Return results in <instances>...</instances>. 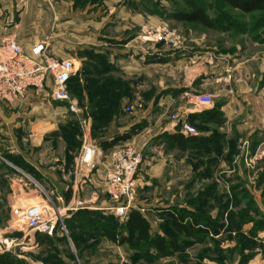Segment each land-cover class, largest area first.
I'll return each mask as SVG.
<instances>
[{
    "label": "rangeland",
    "instance_id": "374dc122",
    "mask_svg": "<svg viewBox=\"0 0 264 264\" xmlns=\"http://www.w3.org/2000/svg\"><path fill=\"white\" fill-rule=\"evenodd\" d=\"M72 1L78 12L60 10L76 19L69 18L63 29L59 23L65 12L56 9L51 26L54 33L72 38L69 45L81 61H74L68 85L77 113L65 109L56 118L31 106L20 113L10 107L2 110L0 238L28 236L34 241H20L24 244L11 252H0V264H80L82 257L84 264H264V11L243 14L222 0ZM189 2L203 7L217 29L172 19L176 12L189 11ZM89 17L94 24L86 23ZM123 22L127 30L118 25ZM162 28L175 33L178 41H143L146 31ZM91 34L94 44L87 39ZM112 46L136 54V66L143 49L154 53L167 48L181 50L195 65L210 52L223 69L205 87L206 78L200 77L191 92L173 89L179 75L170 71L172 66L162 75L153 68L140 73L135 66L128 73L117 62L115 68L109 66ZM183 93L189 94L191 106L203 111L189 113L186 104L175 101ZM201 94L210 95L211 103L200 104ZM185 124L197 135H184ZM133 130L139 133L103 151L92 171L78 166L85 146L101 148V141ZM177 136L185 138L182 146ZM116 147L133 148L142 161L135 179L145 227L136 234L127 220L107 209L112 206L106 193L110 154ZM32 205H42L45 216L57 214L52 248L37 243L39 234L24 225L9 232L18 222L15 212ZM82 206L115 220L108 228L66 222ZM165 211L191 226L189 231L180 230ZM213 228H220L218 236L210 233ZM113 237H131L140 247L120 245ZM156 238L191 245L161 256L152 245Z\"/></svg>",
    "mask_w": 264,
    "mask_h": 264
},
{
    "label": "built area",
    "instance_id": "2783aa9c",
    "mask_svg": "<svg viewBox=\"0 0 264 264\" xmlns=\"http://www.w3.org/2000/svg\"><path fill=\"white\" fill-rule=\"evenodd\" d=\"M142 39L148 43L178 41L175 33L163 28L154 33L146 31ZM75 70L76 64L73 59L63 60L52 57L46 42H40L30 50H26L15 39L6 38L0 44V102L18 103L27 96L28 92L33 91L35 95L63 104L69 111L77 113V104L71 100L68 92V84ZM199 103L210 104L211 96L201 94ZM182 133L197 135L196 129L189 124L183 126ZM100 152L96 145L85 146L78 157V166L92 171ZM110 157L111 167L107 176L106 193L112 206L107 209L120 220H127L132 210L142 211L143 209L137 199L135 179L142 161L131 147H116ZM84 208L97 209L82 206L77 210ZM15 216L18 222L11 226L10 233L19 231L20 225L48 236H53L56 231L57 214L55 213L52 217L45 216L42 205H32L21 212L16 211ZM60 225L65 230L63 221H60ZM25 239V237L22 240L10 237L0 238V252H11L21 244L20 241Z\"/></svg>",
    "mask_w": 264,
    "mask_h": 264
},
{
    "label": "crops",
    "instance_id": "0c3cea01",
    "mask_svg": "<svg viewBox=\"0 0 264 264\" xmlns=\"http://www.w3.org/2000/svg\"><path fill=\"white\" fill-rule=\"evenodd\" d=\"M66 7L70 8V12L72 13V15L75 14V12L79 11L78 8L76 9V7L74 6V2L72 0H60L58 2L54 0H0V44L6 38H13L19 44L23 45L26 50H30L38 43L46 42L49 45V53L52 57L63 60L73 59L74 61H76V58H78L79 60V57L76 55V53L73 52V46L69 45L71 44V37L67 34L59 32L57 34L54 33L56 29L51 26V23L54 20L53 14H57V12L55 11L56 9L58 11V14L65 12L63 17L64 21L59 23V27L62 26L63 29H66V25L71 22L68 21V19H76V17H72V15H69L68 11L64 10V12H62L60 10H63V8ZM89 18L90 20H88L86 23L92 25L91 23H93L94 21L92 20V17ZM141 23L143 22L141 21ZM118 25H121V28H123L124 30L128 29L127 23L125 22ZM93 37V34H91L89 38L87 37V39L91 38L93 40V42H90V44L95 43ZM114 43L115 41L113 40L112 44ZM128 45H130V42L125 45V47H128ZM114 47L112 49H108L112 52H110L112 60L110 59V61L108 62L109 66L115 68L117 66V62L119 63L118 65L121 66L123 70L125 69V71L128 73H131V71L133 70L132 66H135V68H137L140 73L145 72L147 69L153 68L161 75L164 68L172 66L170 71L173 74L176 73V75H179V81L170 86L173 89L186 88L191 92L196 87V79H199L200 77L206 78L202 79V86L205 87L207 83L211 81V76H216L217 72L223 69L222 65L219 64L216 59H212V57L210 56V52L205 53L207 54L206 56L200 58L198 57V59H200L201 61H199L198 65H195V62L191 61L190 63L188 62L189 59L187 57L181 55V50L171 51L167 48H156V50L153 51L154 53H149L145 49H143L144 51L138 59L140 63L138 62L136 66L133 63V58L136 54L132 55L129 50L123 49L125 47H123L122 50H117ZM117 53L121 56H118ZM168 57L171 58L169 59V61H167ZM261 71L264 73V68ZM188 95V93H183L179 96L174 97V99L177 102L186 104L188 106L186 107V110L189 113H201L203 110H199L193 105L191 106V100ZM27 106H31L34 110L39 109L43 110L44 112H51L50 114H52L56 118L59 112L67 109V107L63 104L54 103L48 98L42 97L40 95H35L33 91H30L28 92L27 96L18 103L7 104L4 102H0V126H2L4 120L6 122V115L2 111L3 108L10 107L12 111L14 110L15 112L20 113L19 110H22L23 107ZM51 108L53 110H51ZM206 111L209 110H205L204 112ZM26 114L29 115L28 113ZM48 129L52 130L53 128L49 127ZM48 129L47 131H49ZM99 149L101 151V155V153H103V150L101 148ZM85 176L86 175L83 174V177ZM100 209H104V207H100ZM24 237L26 238L25 240H28V236ZM28 241H30V243H33L34 238L30 237V240ZM21 244H24V242ZM84 260L85 258L82 257L79 261L80 264H84ZM123 261L127 262L128 260L126 261L123 259ZM120 263L124 264L122 262H118L117 264ZM108 264L114 263L109 262Z\"/></svg>",
    "mask_w": 264,
    "mask_h": 264
},
{
    "label": "trees",
    "instance_id": "16d2710c",
    "mask_svg": "<svg viewBox=\"0 0 264 264\" xmlns=\"http://www.w3.org/2000/svg\"><path fill=\"white\" fill-rule=\"evenodd\" d=\"M222 1L231 9L239 11L243 14H252L254 12L264 11V0H222ZM189 5H190L189 11L176 12L175 14H173L172 19L180 23L197 24L204 28L212 29V30L217 29V24L215 20L210 17V15L203 7H201L196 2H189ZM72 79L70 80L68 85L71 84ZM205 114L211 116V114H213V111L212 110L206 111ZM135 133L138 134L139 132L138 131L135 132L133 130L132 134L131 133L117 134L110 141L103 140L101 141L100 144L101 149L103 151H108L115 146H119L124 142L129 141L134 135H136ZM175 137L176 136H172V138ZM177 138L178 139L176 140V143H178L179 146H182L184 144L183 140H185V138H183V136H177ZM141 213L142 212L139 210H132L127 219V224L128 225L130 224V226L132 227V232L135 234L142 231L145 227L144 218L142 217ZM103 214L104 212L97 210H89L87 208L79 209L75 212L72 219L66 222L72 221L79 224L80 226L90 225V228H94V227L100 228V226L101 228H108V225L112 223L111 221H114L115 219L108 217L104 218ZM165 215L171 217V221L180 230L189 231V229L191 228V226L184 224L181 220L176 218L177 216H175V214H172L169 211H165ZM57 229L58 228H56L55 233L57 232ZM210 233H212L214 236H218L220 233V228H213V230H211ZM113 240L118 242L120 245H128L133 249H138L140 247L138 242H135V240L131 237H121L119 240H117L116 237L115 238L113 237ZM37 243H40L41 245H47L52 248L54 246L53 236L39 234L37 238ZM152 245L153 248L156 249L161 256H166L168 251H172L174 253H180L186 248L190 247L191 244L185 243L184 244L185 246L176 245L173 241L168 242L164 238H156L153 241ZM2 261L3 260H1L0 258V262Z\"/></svg>",
    "mask_w": 264,
    "mask_h": 264
}]
</instances>
